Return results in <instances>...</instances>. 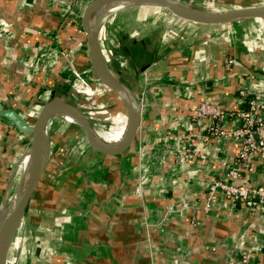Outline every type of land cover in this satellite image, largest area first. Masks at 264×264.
<instances>
[{"label": "crops", "instance_id": "obj_1", "mask_svg": "<svg viewBox=\"0 0 264 264\" xmlns=\"http://www.w3.org/2000/svg\"><path fill=\"white\" fill-rule=\"evenodd\" d=\"M91 1L0 0V110L16 111L30 125L44 104L58 98L80 110L106 140L124 133L127 115L118 98L100 82L87 91L71 75L93 69L81 26ZM176 1L210 12L264 5L234 0L236 5L216 11L205 4L220 7L217 0L194 6ZM251 20L199 25L143 5L107 13L98 40L108 70L141 105L137 140L123 153L104 155L66 117L51 118V146L61 147L58 133H66L73 157L67 150L50 153L7 264L24 252L12 250L24 222V237L32 240L40 227L37 238L46 242L38 255L39 245L27 249L26 264H231L242 252L250 254V264H264L263 209L249 211L220 195L204 210L206 188L224 179L238 142H197L202 161L176 164L172 156L194 128L191 109L208 101L232 111L241 107L240 88L264 91L260 34L246 36L254 25L263 37L264 21ZM62 51H69L68 59ZM228 58L235 64L227 69ZM29 145L28 135L0 117V204L20 186ZM254 162L256 173L237 184L264 185V159Z\"/></svg>", "mask_w": 264, "mask_h": 264}, {"label": "water", "instance_id": "obj_2", "mask_svg": "<svg viewBox=\"0 0 264 264\" xmlns=\"http://www.w3.org/2000/svg\"><path fill=\"white\" fill-rule=\"evenodd\" d=\"M126 3L129 6L143 5L162 9L177 20L199 25H225L233 22L257 19L264 21V5L256 7L235 8L222 12H210L183 5L176 0H93L83 11L81 26L86 34L92 68L99 80L111 91L123 105L127 115L125 127L126 136L118 150L115 144L102 140L92 129L89 121L76 107L62 99L52 98L44 104L32 124H27L23 118L13 110H0V117L7 119L21 133L30 137L26 167L20 186L14 199V207L5 218L0 229V264H7L10 248L16 233L24 219L28 204L38 186L49 162L50 142L46 132V125L55 115L70 118L87 139L90 147L104 155H117L127 151L137 140L141 105L128 93L122 84L108 70L98 40V24L92 21L95 14L103 10L105 5Z\"/></svg>", "mask_w": 264, "mask_h": 264}, {"label": "built area", "instance_id": "obj_3", "mask_svg": "<svg viewBox=\"0 0 264 264\" xmlns=\"http://www.w3.org/2000/svg\"><path fill=\"white\" fill-rule=\"evenodd\" d=\"M62 55L69 58L66 51H62ZM234 63V59L229 58L226 59L224 66L228 69ZM72 75L90 89L81 72L72 70ZM237 96L241 107L232 111H225L208 101L201 102L191 109L190 121L194 128L183 134V148H172L174 162L183 164L205 160V156L196 149L197 142H211L217 138H231L238 142V155L228 167L224 179L213 180L206 188L204 205L206 211L220 195L249 211L258 208L264 210V185L237 184L245 175L256 173L255 159H264V91L256 92L250 87H242L238 90ZM232 121H236L237 125L227 129L225 125ZM249 261L250 254L242 252L231 264H250Z\"/></svg>", "mask_w": 264, "mask_h": 264}, {"label": "rangeland", "instance_id": "obj_4", "mask_svg": "<svg viewBox=\"0 0 264 264\" xmlns=\"http://www.w3.org/2000/svg\"><path fill=\"white\" fill-rule=\"evenodd\" d=\"M182 2H184V3H186V4H188V5H197V4H202L199 0H181ZM192 1H193V3H192ZM196 1V2H195ZM256 1H259V0H242V2L241 3H243V5L244 6H250V4H253V3H255ZM262 3L261 4H264V0H260ZM217 3H220V7L222 8V7H224V8H222V9H217V8H220V7H217L216 8V6H214V4L212 3V4H209V3H207V4H205V6L207 7V8H212V9H216V11L218 10H225V8H231L233 5H236L237 3H235L234 2V0H224V2H223V0H219V2H218V0H217ZM202 6V5H201ZM205 7V8H206ZM252 21V20H251ZM253 22V21H252ZM232 24V23H231ZM231 24H229V25H231ZM255 26L254 25H251V26H249L248 28H247V32H246V36H248V35H250V36H253V37H255V35L258 33V34H260V37L258 38V40H256L257 42H258V45H257V48L256 49H258V50H261V49H263L264 48V36L262 37V34H263V31L262 30H260V29H258V28H255ZM252 37V38H253ZM108 41V40H107ZM255 41V40H254ZM256 42V43H257ZM252 47H253V49L255 48V45H254V43H253V40H252ZM106 46V45H105ZM263 47V48H262ZM255 50V49H254ZM67 52V54H68V56H69V51H66ZM229 59V58H228ZM231 59H233V58H231ZM235 64V63H234ZM76 70V69H75ZM78 72H81L82 74H83V78H84V80H85V82L90 86V89H88V88H86L85 87V85L83 84V83H81V81L80 80H77L76 79V81L84 88V89H86L87 91H90V90H92V89H94V87L96 86V85H98L99 84V80L97 79V76H96V74H95V72H94V70L93 69H91V68H87V69H84L83 71L81 70H77ZM72 75V74H71ZM72 77L74 78V76L72 75ZM75 79V78H74ZM48 124H49V122L47 123V125H46V132L48 131L47 130V127H48ZM115 130V129H114ZM59 134V136H60V141H61V144H63L61 147H59V148H55L54 146H51V143H50V153H51V155H52V153L54 152L55 154L56 153H58V152H60L61 154L62 153H64L66 150H67V152H65V153H70L71 154V156L73 157V153H71V150H70V148H72V140L71 139H69V137L66 135V133H64V134H61V133H58ZM48 135V134H47ZM48 138H49V136H48ZM28 140H29V138H26L25 136H23V141H25V143H27L28 142ZM49 142H51L50 140H49ZM109 144H112V143H109ZM72 152H74V150H72ZM20 158H22V157H20ZM20 158H19V161H20ZM49 158H50V154H49ZM48 164H49V162H48ZM21 166V165H20ZM48 166V165H47ZM47 169V168H46ZM46 171V170H45ZM45 173V172H44ZM53 175H54V173H53ZM13 192V191H12ZM13 195V193L12 194H10V198H11V196ZM9 199V198H8ZM8 199L7 200H5L3 203L5 204L6 202H8ZM3 203L2 204H0V208H1V206H3ZM41 221V220H40ZM25 223L26 222H24V225L22 226V229L20 230V232H19V234H18V236H17V238H16V240H15V242H14V244H13V248H12V250L14 251V249H16L17 247H22V250L24 249V252H22L21 254H22V256H21V259H20V257H19V259L16 261L18 264H26V261H29L27 258H31V256H30V254L28 255V257H26V253L28 252L27 251V249H29L30 248V246L31 247H34L35 246V244H37V245H39V247H40V249L37 251V253H36V255H38L39 253H40V250H41V247H42V245L43 244H41V243H44L43 241H42V236L40 237V238H37L38 236H39V233L38 232H41L42 231V229L39 227L38 228V230L35 232V234L33 235V239L32 240H28V237H24V236H26V234H24V229H26V226H25ZM33 241V242H32ZM36 241H40L39 243H34V242H36ZM33 244V245H32ZM44 244H46V242L44 243ZM24 254H25V256H24ZM13 258V257H12ZM12 258H9V259H12ZM21 262H23V263H21ZM16 263V264H17ZM10 264V263H9ZM38 264H40V262L38 263Z\"/></svg>", "mask_w": 264, "mask_h": 264}, {"label": "bare ground", "instance_id": "obj_5", "mask_svg": "<svg viewBox=\"0 0 264 264\" xmlns=\"http://www.w3.org/2000/svg\"><path fill=\"white\" fill-rule=\"evenodd\" d=\"M125 7H129V5L126 4V3H123V2L118 3L116 5H114V4L113 5H105L103 10H101L100 12H98L97 14H95L93 16L92 21L95 22V23H100L107 13L112 12V11H116L118 9L125 8ZM55 116H59V115H55ZM55 116H53V117H55ZM66 118L68 120H70V118H68V117H66ZM98 136L102 140H104L105 142H110V143L121 142L120 144L115 145L114 148L117 149L119 147V145H122V142L124 141V137L126 136V131H124V133L116 140H109V141L106 140L105 137H104V133L103 132L99 133ZM21 167L23 169L26 167V159L25 158L21 161ZM13 192H14V189H13ZM13 192H11V193H13ZM14 195H12L11 198L9 197L8 202H6L5 204L3 203V206H1V208H0V229H1L2 225H3V223L6 221L5 218L9 215V213L12 211V209L14 207V203H15Z\"/></svg>", "mask_w": 264, "mask_h": 264}]
</instances>
